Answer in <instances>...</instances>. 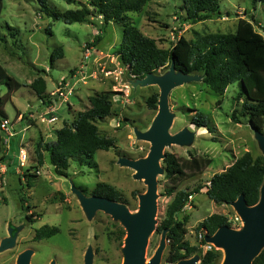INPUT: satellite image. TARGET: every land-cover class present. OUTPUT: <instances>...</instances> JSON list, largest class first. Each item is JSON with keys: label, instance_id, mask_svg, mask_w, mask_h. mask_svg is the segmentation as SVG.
Instances as JSON below:
<instances>
[{"label": "rangeland", "instance_id": "obj_1", "mask_svg": "<svg viewBox=\"0 0 264 264\" xmlns=\"http://www.w3.org/2000/svg\"><path fill=\"white\" fill-rule=\"evenodd\" d=\"M183 1L150 0L141 11L128 12V19L143 33L155 38L161 47H170L181 35L193 38L195 31H235L240 17L252 20L255 28L264 34V5L261 3L255 7L252 0H221L222 17L190 24L182 23L178 16ZM3 2L0 32L7 36L8 43L5 46L0 41V64L19 82V87L10 89L9 85L0 82V109L6 114L2 119H9L10 131L14 132V136H9L0 130L5 154L4 159H0V244L10 236L11 230L16 236L12 246L0 251V264H17L19 254L28 248L34 250L31 264H51L54 260L57 264H85L89 250L92 251V264H122L127 230L120 220L103 210L90 215L72 185L92 195L98 182H108L120 190L123 198L120 202L133 212L139 209V194L147 191V184L134 177L135 170L122 165L119 158L137 159L149 154L151 142L139 138L135 128L146 131L152 125L159 105L152 109L146 100L154 92L160 94V87L137 84L138 78L122 66L115 54L124 32L122 23L112 21L102 31L101 16L92 17L88 23H66L48 17L37 0ZM87 2L49 0V5L66 10L79 8ZM98 34H101V40L94 43ZM58 46H63L64 56L51 60V54ZM87 53L89 57H86ZM169 71L170 66L156 75L164 76ZM38 76L46 79V92L51 96V102L44 103L31 87ZM102 91L111 92L114 111L96 123L102 134L115 139V147L98 150L93 157H84L82 162L72 160L67 176L56 173L46 151L45 162L40 166L38 143L54 140L56 129L62 127L64 121L72 122L79 111L88 109L90 95ZM239 91L238 83H233L221 95L203 78L171 90L169 104L174 112L171 133L187 128L195 137L191 143L166 146L165 153L187 159L202 156L212 160L201 174L187 178L179 188L193 190L200 185L209 186L215 173L224 171L245 152L250 151L255 157L264 154L254 129L240 115L244 97L234 100ZM48 109L58 117L53 122L48 121L50 115L46 117ZM234 109H237L240 122L231 117ZM197 112L207 117V126L194 122ZM21 149L28 154L23 166L18 157ZM10 152L11 156L6 158ZM162 166L164 168L163 160ZM168 186L164 168L158 175L157 223L149 236L147 261L162 240L163 232L158 233L157 228L173 197L166 195ZM206 190L203 187L194 193L178 215L181 219L188 218L186 237L199 247L197 253L188 256H198L195 264H200L201 256L206 252L199 243L196 229L205 217L214 212L224 213L233 227L240 229L244 224L233 205L215 203ZM44 224L59 226L60 231L51 237L34 240L36 229ZM120 228L125 229L122 239L118 237ZM217 249L220 258L215 264H222L225 251ZM169 253L170 244L166 239L160 264L177 263L168 260Z\"/></svg>", "mask_w": 264, "mask_h": 264}, {"label": "trees", "instance_id": "obj_2", "mask_svg": "<svg viewBox=\"0 0 264 264\" xmlns=\"http://www.w3.org/2000/svg\"><path fill=\"white\" fill-rule=\"evenodd\" d=\"M37 1L48 17L66 23H88L92 17L101 16L102 31L104 26L112 21L122 23L124 32L115 54L118 55L122 66L127 67L136 78H143L148 73H158L174 62L178 71L201 74L203 81L221 95L226 92L229 85L238 83L240 91L234 100L239 101L244 97L240 115L248 120L253 129L264 132V34L255 28L252 20L240 17L235 31H195L193 38L181 35L170 47H161L155 38L146 35L132 24L127 15L130 11H141L150 0H88L79 8L66 10L52 7L49 5V0ZM252 2L255 7L258 3L264 5V0H252ZM3 8L4 2L0 0V17ZM180 9L178 16L182 23L196 24L223 15L221 0H184ZM5 25L13 29L9 23ZM100 40L101 34H98L94 43ZM0 41L7 46V36L1 32ZM63 54V46H58L52 52L51 60L63 57ZM0 82L9 85L10 89L19 87V82L10 76L1 64ZM31 87L44 103L51 102V96L46 92L47 82L43 76L35 78ZM158 100L159 93L154 92L146 102L150 108L156 109ZM89 101L88 109L79 111L72 122L64 121L63 126L56 129L54 140H42L38 143L37 154L40 166L45 162L46 151L56 173L67 176L72 160L82 162L84 157H93L98 150L115 147V139L102 134L96 123V120L104 119L114 111L111 92L102 91L90 95ZM0 115L1 119L6 116L1 109ZM231 117L235 122L241 121L237 109H234ZM194 122L204 127L208 125L209 120L202 112H197ZM3 140V135L0 133L1 160L5 156ZM211 163V158L191 156L187 159L171 152H167L163 159L165 175L170 183L166 195L173 197L157 231L162 233L167 230L170 262H177L199 250V247L186 237L188 218L178 217L194 193L206 187V194L217 204H231L241 194L249 205L256 204L260 198V188L264 182V154L255 157L250 151L237 158L224 171L215 173L210 179L209 186L200 185L193 190L179 188L183 181L201 174ZM92 194L117 201L123 199L119 189L104 181L97 183ZM21 201L24 207V197ZM231 224L226 214L214 212L205 217L196 229L207 235L213 234L223 225ZM59 231V226L44 224L36 229L34 240L51 237ZM124 234L125 229L120 228L119 239H122ZM219 258L220 251L213 248L202 254L200 264H215ZM253 264H264V249L254 259Z\"/></svg>", "mask_w": 264, "mask_h": 264}, {"label": "water", "instance_id": "obj_3", "mask_svg": "<svg viewBox=\"0 0 264 264\" xmlns=\"http://www.w3.org/2000/svg\"><path fill=\"white\" fill-rule=\"evenodd\" d=\"M203 78L199 74H187L176 70L174 62L170 71L164 76L148 73L138 78L136 83L157 84L160 87L159 110L152 125L146 131L135 128L139 138L149 140L151 149L147 156L137 159L122 156L119 162L135 170L134 177L144 180L147 191L139 194V209L131 211L123 202L95 194L88 195L72 185V190L78 195L84 209L93 215L97 210H103L120 220L127 235L123 248L124 260L122 264H160L166 247L167 230L162 233V240L155 254L147 261L146 249L149 236L155 229L157 220L158 175L164 171L162 160L165 158V148L174 143H191L195 134L184 128L171 133L170 128L174 120V112L170 108V92L176 86L185 82ZM264 150V132L254 129ZM234 206L243 220V227L237 229L232 225H223L213 234H207L205 240L213 243L217 248H223L225 258L222 264H253L254 259L264 249V182L260 188V198L254 205L247 204L244 195L234 200ZM16 241L11 230L10 236L1 241L0 251L12 246ZM33 248L21 252L17 264H31ZM198 256L182 258L176 264H195ZM51 264H57L52 261ZM85 264H92V251L86 254Z\"/></svg>", "mask_w": 264, "mask_h": 264}, {"label": "built area", "instance_id": "obj_4", "mask_svg": "<svg viewBox=\"0 0 264 264\" xmlns=\"http://www.w3.org/2000/svg\"><path fill=\"white\" fill-rule=\"evenodd\" d=\"M89 55H90V54L87 53V54H86V57H89ZM52 113H53L52 109H48V110L45 112L46 117H47V115H48V116L50 115L49 118L47 117V118H48V121H50V122H53V121H55V120L58 118L55 114H52ZM21 117H22V115H21ZM43 117H45V116H43ZM46 117H45V118H46ZM0 130H1L2 132H4L5 135L8 134L9 136H14V132L10 131V121H9L8 118H4V119L0 122ZM18 157H19V160H20V165H21V166L25 165L26 160H27V157H28L27 152H25L23 149H21L20 152H19V154H18ZM2 171L5 172V171H6V168L3 167V168H2ZM191 197H192V196H191ZM205 237H206V234H205L204 232H199V234H198L199 243H200V245L204 246L205 251H207V250H211V249H213V248L217 249V247H216L213 243H211V242H207V241L205 240Z\"/></svg>", "mask_w": 264, "mask_h": 264}, {"label": "crops", "instance_id": "obj_5", "mask_svg": "<svg viewBox=\"0 0 264 264\" xmlns=\"http://www.w3.org/2000/svg\"><path fill=\"white\" fill-rule=\"evenodd\" d=\"M9 156H11V152H10V153H8V156H7L6 158H8Z\"/></svg>", "mask_w": 264, "mask_h": 264}]
</instances>
